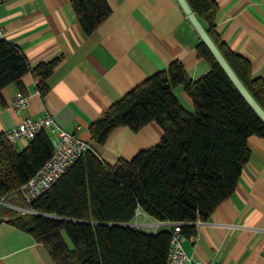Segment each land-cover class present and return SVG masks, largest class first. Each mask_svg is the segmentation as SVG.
Segmentation results:
<instances>
[{
	"label": "trees",
	"instance_id": "obj_1",
	"mask_svg": "<svg viewBox=\"0 0 264 264\" xmlns=\"http://www.w3.org/2000/svg\"><path fill=\"white\" fill-rule=\"evenodd\" d=\"M186 1L264 109V79L252 77L249 61L218 40L215 1ZM71 6L87 34L110 13L107 0H71ZM197 52L210 64L203 75L190 80L181 63L174 61L109 105L89 127L91 141L103 144L120 126L137 131L154 121L162 129L154 146L113 165L89 146L30 204L18 189L52 155L50 137L41 130L16 150L0 133V217L42 243L54 264H167L172 224L144 230L130 224L137 211L158 221L180 223L185 237L194 235L195 222L206 220L235 189L249 157L248 137L264 138V121L202 41ZM58 60L30 67L16 45L0 39V92L8 84L20 85L30 73L44 94ZM177 84L192 99L193 112L175 97L172 89ZM13 198L20 204L11 203Z\"/></svg>",
	"mask_w": 264,
	"mask_h": 264
},
{
	"label": "crops",
	"instance_id": "obj_2",
	"mask_svg": "<svg viewBox=\"0 0 264 264\" xmlns=\"http://www.w3.org/2000/svg\"><path fill=\"white\" fill-rule=\"evenodd\" d=\"M214 1L218 40L249 61L252 77L264 79V0ZM107 2L109 15L89 34L79 25L71 0L0 2L3 39L18 47L30 67L59 59L44 94L37 92L30 73L20 85L11 83L1 90L0 133L16 127L23 117L49 114L59 127L87 141L109 165L130 160L159 141L162 129L154 121L137 131L120 126L103 144L91 141L89 127L109 105L174 61L181 63L190 80L207 72L210 64L197 52L200 37L177 0ZM17 90L29 96V105L21 110L11 106ZM172 91L193 112L183 85ZM12 144L21 150L27 141L17 139ZM247 147L249 157L233 192L206 220L196 221L195 234L181 242L195 260L264 264V138L251 135ZM132 223L147 231L172 224L142 210ZM0 264L54 263L42 243L0 217Z\"/></svg>",
	"mask_w": 264,
	"mask_h": 264
},
{
	"label": "built area",
	"instance_id": "obj_3",
	"mask_svg": "<svg viewBox=\"0 0 264 264\" xmlns=\"http://www.w3.org/2000/svg\"><path fill=\"white\" fill-rule=\"evenodd\" d=\"M2 38H4V30L0 26V39ZM28 105L29 96L17 90L11 100V106L16 110H21ZM41 130L48 133L53 152L39 171L19 187L18 192L26 204H30L40 194L47 191L76 159L89 148L87 141L59 127L49 114L35 119L23 117L16 127L4 133V138L11 143L17 139L28 141ZM11 206L21 211H29L20 206ZM184 238L185 236L181 233L180 223H172L167 264H220L214 261H201L191 258L183 249L181 242Z\"/></svg>",
	"mask_w": 264,
	"mask_h": 264
},
{
	"label": "water",
	"instance_id": "obj_4",
	"mask_svg": "<svg viewBox=\"0 0 264 264\" xmlns=\"http://www.w3.org/2000/svg\"><path fill=\"white\" fill-rule=\"evenodd\" d=\"M181 8L183 9L184 13L186 14L187 18L193 25L194 29L198 33L200 40L206 45L209 49L215 60L224 70L226 75L229 77L233 85L236 89L240 92L243 98L247 101V103L251 106V108L255 111V113L260 117L262 121H264V109L255 101V99L251 96L249 91L245 88L243 83L239 80L235 72L229 66L223 55L221 54L220 50L211 39L209 34L207 33L205 27L199 21L195 13L191 10L190 6L188 5L186 0H177ZM133 224V223H130Z\"/></svg>",
	"mask_w": 264,
	"mask_h": 264
},
{
	"label": "rangeland",
	"instance_id": "obj_5",
	"mask_svg": "<svg viewBox=\"0 0 264 264\" xmlns=\"http://www.w3.org/2000/svg\"><path fill=\"white\" fill-rule=\"evenodd\" d=\"M8 200H10V199H8ZM10 202H11V203L20 204V203H19V200H18L17 198H13Z\"/></svg>",
	"mask_w": 264,
	"mask_h": 264
}]
</instances>
